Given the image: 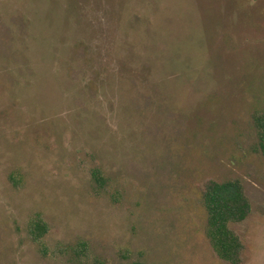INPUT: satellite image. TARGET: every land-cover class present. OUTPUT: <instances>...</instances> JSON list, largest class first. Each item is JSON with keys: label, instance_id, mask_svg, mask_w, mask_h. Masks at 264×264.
<instances>
[{"label": "rangeland", "instance_id": "rangeland-1", "mask_svg": "<svg viewBox=\"0 0 264 264\" xmlns=\"http://www.w3.org/2000/svg\"><path fill=\"white\" fill-rule=\"evenodd\" d=\"M263 113L264 0H0V264H230L202 191L234 179L264 264Z\"/></svg>", "mask_w": 264, "mask_h": 264}, {"label": "trees", "instance_id": "trees-1", "mask_svg": "<svg viewBox=\"0 0 264 264\" xmlns=\"http://www.w3.org/2000/svg\"><path fill=\"white\" fill-rule=\"evenodd\" d=\"M255 122L259 139L257 151L264 155V113L256 116ZM93 177L101 187H105L106 178L101 169L94 170ZM202 196L208 214L206 233L216 254L227 263L241 264L244 245L231 226L244 223L252 212V205L245 193L243 182L240 179L224 182L207 180L204 182ZM29 232L32 240L38 243L48 235L49 226L40 214L31 221ZM40 251L45 256L50 254L42 244ZM88 252L89 244L85 241L79 242L73 250L80 263L89 259Z\"/></svg>", "mask_w": 264, "mask_h": 264}]
</instances>
